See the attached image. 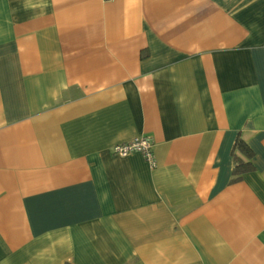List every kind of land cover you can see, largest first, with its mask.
Listing matches in <instances>:
<instances>
[{
    "label": "crops",
    "instance_id": "obj_1",
    "mask_svg": "<svg viewBox=\"0 0 264 264\" xmlns=\"http://www.w3.org/2000/svg\"><path fill=\"white\" fill-rule=\"evenodd\" d=\"M0 264H264V0H0Z\"/></svg>",
    "mask_w": 264,
    "mask_h": 264
},
{
    "label": "built area",
    "instance_id": "obj_2",
    "mask_svg": "<svg viewBox=\"0 0 264 264\" xmlns=\"http://www.w3.org/2000/svg\"><path fill=\"white\" fill-rule=\"evenodd\" d=\"M152 143L148 136H139L134 139L117 143L112 147V153L119 156H126L132 152H140L148 162L153 164Z\"/></svg>",
    "mask_w": 264,
    "mask_h": 264
},
{
    "label": "trees",
    "instance_id": "obj_3",
    "mask_svg": "<svg viewBox=\"0 0 264 264\" xmlns=\"http://www.w3.org/2000/svg\"><path fill=\"white\" fill-rule=\"evenodd\" d=\"M234 149L238 150L240 153L245 155L247 158H250L252 156V152L249 149V147L243 142L241 139H237L234 145ZM235 165L233 168V174L234 175H239L242 174L248 170L252 169V166L249 162L244 163L241 161L239 158L235 157Z\"/></svg>",
    "mask_w": 264,
    "mask_h": 264
}]
</instances>
